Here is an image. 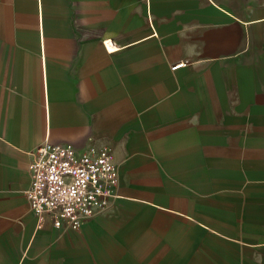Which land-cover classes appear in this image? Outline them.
I'll use <instances>...</instances> for the list:
<instances>
[{
	"label": "crops",
	"instance_id": "crops-1",
	"mask_svg": "<svg viewBox=\"0 0 264 264\" xmlns=\"http://www.w3.org/2000/svg\"><path fill=\"white\" fill-rule=\"evenodd\" d=\"M46 140L112 151L78 231L29 208ZM0 264H264V0H0Z\"/></svg>",
	"mask_w": 264,
	"mask_h": 264
},
{
	"label": "built area",
	"instance_id": "built-area-1",
	"mask_svg": "<svg viewBox=\"0 0 264 264\" xmlns=\"http://www.w3.org/2000/svg\"><path fill=\"white\" fill-rule=\"evenodd\" d=\"M29 173V208L37 217L48 215L56 229L78 231L116 196L118 170L107 146L78 150L46 140L31 153Z\"/></svg>",
	"mask_w": 264,
	"mask_h": 264
}]
</instances>
